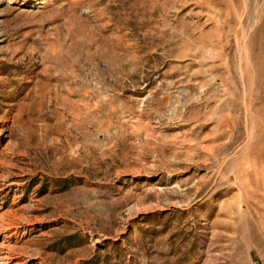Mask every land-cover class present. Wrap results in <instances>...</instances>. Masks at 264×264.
Instances as JSON below:
<instances>
[{
	"label": "rangeland",
	"instance_id": "1",
	"mask_svg": "<svg viewBox=\"0 0 264 264\" xmlns=\"http://www.w3.org/2000/svg\"><path fill=\"white\" fill-rule=\"evenodd\" d=\"M0 0V264L264 259V0Z\"/></svg>",
	"mask_w": 264,
	"mask_h": 264
},
{
	"label": "built area",
	"instance_id": "2",
	"mask_svg": "<svg viewBox=\"0 0 264 264\" xmlns=\"http://www.w3.org/2000/svg\"><path fill=\"white\" fill-rule=\"evenodd\" d=\"M256 264H264V259L263 260H259Z\"/></svg>",
	"mask_w": 264,
	"mask_h": 264
},
{
	"label": "bare ground",
	"instance_id": "3",
	"mask_svg": "<svg viewBox=\"0 0 264 264\" xmlns=\"http://www.w3.org/2000/svg\"><path fill=\"white\" fill-rule=\"evenodd\" d=\"M39 3H43V1L42 0H39Z\"/></svg>",
	"mask_w": 264,
	"mask_h": 264
}]
</instances>
